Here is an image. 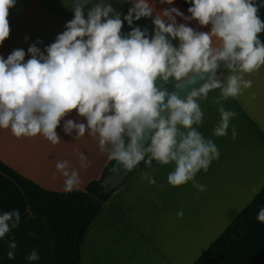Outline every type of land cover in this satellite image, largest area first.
I'll return each instance as SVG.
<instances>
[{"label":"clouds","instance_id":"obj_1","mask_svg":"<svg viewBox=\"0 0 264 264\" xmlns=\"http://www.w3.org/2000/svg\"><path fill=\"white\" fill-rule=\"evenodd\" d=\"M16 2L0 0V46L10 36L8 17ZM185 2L191 5L187 16L172 6L175 0H159L170 6L164 10H157L155 0H123L131 4L126 15L110 0H73V19L55 42L41 50L37 44L43 41H36L27 49V60L23 49L13 50L6 59L0 56V129H10L17 138L42 135L53 145L61 142V127L75 139L87 134L127 171L141 162L147 169L153 168V161L171 163L169 185L191 182L205 191L195 178L201 170L208 171L220 152L198 130L204 113L197 98L207 99L210 91L220 89L216 103L221 119L213 134L226 136L236 113L226 110L222 101L251 88L245 74L264 67V20L258 14L264 0ZM177 17L186 23H177ZM142 18L151 20V33L134 26ZM125 21L131 28L127 33L122 31ZM191 21L210 25V30L197 31L187 26ZM222 68L230 73L226 80L218 76ZM170 81L178 82L176 87L203 83L182 99L164 87ZM73 110L81 119L67 118ZM236 136L233 127L232 138ZM80 163L87 166L83 154ZM56 168L65 178L66 192L81 182L69 161H58ZM142 179L156 184L148 172ZM177 215L182 217L183 211ZM20 220L18 210L0 213V239ZM257 220L264 223V208ZM16 246L14 238L9 241L10 249ZM8 257L14 258V251ZM39 258L35 249L27 257Z\"/></svg>","mask_w":264,"mask_h":264},{"label":"crops","instance_id":"obj_2","mask_svg":"<svg viewBox=\"0 0 264 264\" xmlns=\"http://www.w3.org/2000/svg\"><path fill=\"white\" fill-rule=\"evenodd\" d=\"M110 2L122 15L131 7L123 0ZM72 3L73 0H17L9 12L10 36L0 46V56L18 47L26 52L27 60L30 58L27 49L36 41H43L37 44L41 50L55 42L65 30L66 22L73 19ZM155 6L157 10L170 7L161 5L159 0H155ZM172 6L190 15L188 7L179 0ZM177 23L186 22L177 17ZM134 26L146 27L150 33L154 27L150 19L144 18L135 21ZM187 26L197 31L210 30V25L201 27L196 21ZM122 31H131L126 21ZM229 74L218 76L226 80ZM245 79L252 81L251 88L222 101L226 110L236 113L226 136L213 134L221 119L216 103L220 89L210 91L207 99L197 98L204 113L198 130L213 140L220 152L208 171L201 170L195 178L206 190L198 191L191 182L179 187L169 185L167 178L174 164L161 166L153 161V168L147 169L141 162L88 229L80 264H193L262 190L264 67L245 74ZM175 82L170 81L164 87ZM67 118L81 119L75 110ZM233 127L237 132L235 139ZM57 132L62 139L53 145L42 135L17 138L10 129H0V160L41 187L56 192H66L65 178L56 164L67 160L80 176L81 182L73 190H85L91 181L100 178L112 159L99 150L96 137L86 134L75 139V134L65 135L62 127ZM81 154L86 157V167H81ZM144 172L152 175L156 184L142 179ZM13 210H18L21 217L28 214V202L22 190L0 173V213ZM181 210L183 216L179 217L177 213ZM13 238L17 245L14 250L8 247ZM33 249L39 253L37 261L27 259ZM9 251H14V258L8 257ZM0 264H54L43 219L29 217L0 239Z\"/></svg>","mask_w":264,"mask_h":264},{"label":"trees","instance_id":"obj_3","mask_svg":"<svg viewBox=\"0 0 264 264\" xmlns=\"http://www.w3.org/2000/svg\"><path fill=\"white\" fill-rule=\"evenodd\" d=\"M179 1L191 6L185 0ZM258 14L264 20V8ZM260 38L264 41V33ZM227 72L222 68L218 75ZM114 162L111 160L100 178L91 181L85 190L56 192L41 187L0 160V173L22 190L28 202L29 213L21 217L20 223L29 217L43 219L54 264H80L86 233L116 191L101 192L102 181ZM261 208L264 187L193 264H264V223L257 220Z\"/></svg>","mask_w":264,"mask_h":264},{"label":"water","instance_id":"obj_4","mask_svg":"<svg viewBox=\"0 0 264 264\" xmlns=\"http://www.w3.org/2000/svg\"><path fill=\"white\" fill-rule=\"evenodd\" d=\"M178 82L173 83L168 87L170 92H176L180 98H184L190 91L194 88H198L203 81H199L195 85H187L185 82H182L179 87H176ZM145 145L147 144V140H145ZM135 169V168H134ZM134 169L127 171L123 168L120 162L116 161L114 164L109 168V174L106 178L102 181V193H111L117 190L127 179V177L134 171Z\"/></svg>","mask_w":264,"mask_h":264},{"label":"built area","instance_id":"obj_5","mask_svg":"<svg viewBox=\"0 0 264 264\" xmlns=\"http://www.w3.org/2000/svg\"><path fill=\"white\" fill-rule=\"evenodd\" d=\"M17 49H20V48H18V47H12V48H10V50L8 51V53L6 55H4L3 57L6 59L7 56L10 55L13 50H17Z\"/></svg>","mask_w":264,"mask_h":264}]
</instances>
